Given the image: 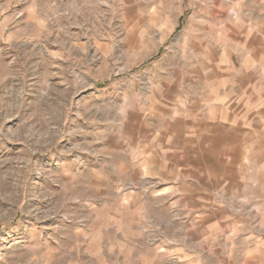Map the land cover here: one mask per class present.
Returning <instances> with one entry per match:
<instances>
[{
    "label": "rangeland",
    "instance_id": "rangeland-1",
    "mask_svg": "<svg viewBox=\"0 0 264 264\" xmlns=\"http://www.w3.org/2000/svg\"><path fill=\"white\" fill-rule=\"evenodd\" d=\"M216 1L0 0V264L215 260L204 224L247 215H187L135 156L215 57Z\"/></svg>",
    "mask_w": 264,
    "mask_h": 264
},
{
    "label": "crops",
    "instance_id": "crops-1",
    "mask_svg": "<svg viewBox=\"0 0 264 264\" xmlns=\"http://www.w3.org/2000/svg\"><path fill=\"white\" fill-rule=\"evenodd\" d=\"M216 2L221 41L204 51L215 57L198 68L183 102L173 101L157 130L144 135L136 167L164 195L187 200V215H247L231 227L219 219L204 224L206 243L219 229L210 264H264V0ZM185 250L174 244L168 254L187 264Z\"/></svg>",
    "mask_w": 264,
    "mask_h": 264
}]
</instances>
